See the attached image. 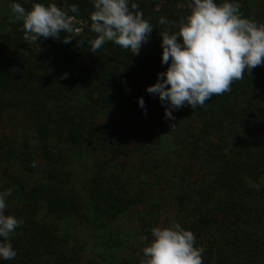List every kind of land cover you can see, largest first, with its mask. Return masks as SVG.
<instances>
[{"label":"trees","instance_id":"obj_1","mask_svg":"<svg viewBox=\"0 0 264 264\" xmlns=\"http://www.w3.org/2000/svg\"><path fill=\"white\" fill-rule=\"evenodd\" d=\"M53 2L78 6V35L28 43L11 5ZM228 2L264 24V0ZM93 3L0 0V194L23 221L0 264H141L151 229L174 222L204 264H264V64L166 120L147 88L168 67L159 34L179 29L158 21L178 25L193 0H129L153 26L138 55L111 41L90 51Z\"/></svg>","mask_w":264,"mask_h":264},{"label":"clouds","instance_id":"obj_2","mask_svg":"<svg viewBox=\"0 0 264 264\" xmlns=\"http://www.w3.org/2000/svg\"><path fill=\"white\" fill-rule=\"evenodd\" d=\"M94 11L90 14L91 31L97 36L88 42L91 52L100 49L106 42H113L125 50L138 55L142 44L147 43L153 26L143 18L138 4L129 0H94ZM11 9L17 20L23 22L24 40L36 43L41 37L59 40L61 31L71 35L63 39L68 44L78 35L74 16L78 6L73 4L62 9L56 3L45 6L34 3L30 11L19 3ZM240 4L225 0L220 5L214 0H193L191 14L182 18L177 25L160 17V25L177 27V32L165 30L162 38L161 63L168 65L166 72L159 73L157 82L147 88L149 94H158L166 102L164 118L174 120L173 111L186 104L192 109L203 107L213 96L231 90L236 80L244 78L245 71L264 64V24L244 18ZM83 44V41H79ZM139 105L144 108L143 99ZM173 129L176 124L170 125ZM257 191L259 184H254ZM9 189L0 194V258L8 261L16 257L10 242L11 235L23 221L5 215V197ZM154 239L143 248L141 264H204V249L195 247V235L173 223L170 227L151 229ZM147 240V237L143 238Z\"/></svg>","mask_w":264,"mask_h":264}]
</instances>
